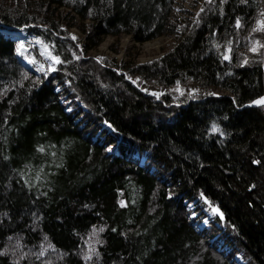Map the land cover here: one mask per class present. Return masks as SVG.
<instances>
[{
	"label": "trees",
	"instance_id": "1",
	"mask_svg": "<svg viewBox=\"0 0 264 264\" xmlns=\"http://www.w3.org/2000/svg\"><path fill=\"white\" fill-rule=\"evenodd\" d=\"M172 3L0 0V264H264V0H204L180 32ZM23 33L62 62L24 66ZM121 33L177 42L124 72L85 56Z\"/></svg>",
	"mask_w": 264,
	"mask_h": 264
},
{
	"label": "rangeland",
	"instance_id": "2",
	"mask_svg": "<svg viewBox=\"0 0 264 264\" xmlns=\"http://www.w3.org/2000/svg\"><path fill=\"white\" fill-rule=\"evenodd\" d=\"M204 0H173L171 19L178 32H180L184 26H190L191 17H193V10L197 9ZM23 32V31H22ZM70 35L73 37L83 36L81 31L75 26H71L69 29ZM177 42L175 34H163L156 36L152 39L145 40L144 42H137L134 38L127 33H121L119 35H106L103 40L94 48L86 52L85 56H92L103 65H112L119 68L124 72L123 68L120 67L122 62L142 63L150 61L152 59L160 57L164 52L170 49ZM81 42H78L80 44ZM23 44V48L17 51L18 46ZM34 46L35 49L40 53V57L36 56L35 51L31 49ZM15 54L20 58V62L28 60V66L31 69H35L38 72H48L49 69H53L55 62L51 59L52 54L48 46L38 37H33L23 33L19 36L18 42L15 48ZM49 53L51 55H49ZM84 53V51H83ZM114 60V62H111ZM25 63V62H24ZM110 63V64H109ZM112 63V64H111ZM41 68L43 70H41ZM130 81L137 82L142 89L150 92L154 95H161L167 92H178L185 94H194L199 91L212 92V88H202L194 82L189 83H175L173 85H164L160 83L148 82L147 80L134 75L128 77ZM195 90V91H194ZM226 92L224 90H215L216 92ZM264 98V95L258 98L256 101ZM194 216V213L191 214ZM207 216H205L201 223L198 224L203 226L207 223Z\"/></svg>",
	"mask_w": 264,
	"mask_h": 264
},
{
	"label": "snow or ice",
	"instance_id": "3",
	"mask_svg": "<svg viewBox=\"0 0 264 264\" xmlns=\"http://www.w3.org/2000/svg\"><path fill=\"white\" fill-rule=\"evenodd\" d=\"M202 11H203V9H202ZM260 25H261V28H260V30H264V21H261L260 22ZM237 26L239 27L240 26V22H239V20H237ZM254 31H255V29H254ZM72 39H76V37L75 36H73L72 37ZM24 46H23V44H21V45H19L18 46V49H17V51H19L20 49H22ZM230 51V50H229ZM251 51H253V52H255V51H257V49L255 48V47H253L252 49H251ZM49 55H51L50 53H49ZM80 57H76V59H79ZM230 57L228 56V55H225L224 56V59L225 60H228ZM51 59L55 62V63H57V64H59V63H61L62 61L60 60V57L59 56H52L51 57ZM245 63H247V61H245ZM41 70H43L42 68H41ZM49 70H54V69H49ZM195 91V90H194ZM154 95H156L155 93H154ZM254 103H257V104H264V98H261L260 100H258V101H254ZM212 131L213 132H217V131H219V129L216 127V125H213V127H212ZM41 151H43V149H41ZM258 163V162H257ZM123 206V205H122ZM213 211L214 212H216V213H219V209L218 208H213ZM221 215H222V213H220ZM103 229H101V231H102ZM95 234V233H94Z\"/></svg>",
	"mask_w": 264,
	"mask_h": 264
},
{
	"label": "bare ground",
	"instance_id": "4",
	"mask_svg": "<svg viewBox=\"0 0 264 264\" xmlns=\"http://www.w3.org/2000/svg\"><path fill=\"white\" fill-rule=\"evenodd\" d=\"M202 4V3H201ZM201 4L200 5H198L197 6V9H195V10H193V17H191V22H190V25L194 22V20H195V18H196V14L201 10ZM174 46H172L171 48H173ZM170 48V49H171ZM24 62L26 63V64H28V60H24ZM107 66H110V67H113L114 68V66H112V65H107ZM115 70H117V71H119V68H117L116 66H115V68H114ZM124 70V69H123ZM195 83V82H194ZM141 88V87H140ZM142 89V88H141ZM143 91H146L145 89H142ZM212 90H221V89H218V88H212ZM146 92H148V91H146ZM148 93H150V92H148ZM216 93H225V92H216ZM155 96H158V95H155Z\"/></svg>",
	"mask_w": 264,
	"mask_h": 264
},
{
	"label": "water",
	"instance_id": "5",
	"mask_svg": "<svg viewBox=\"0 0 264 264\" xmlns=\"http://www.w3.org/2000/svg\"><path fill=\"white\" fill-rule=\"evenodd\" d=\"M21 63L26 66L27 68L31 69V67H29L26 63H24L23 61H21ZM263 66H264V45H263Z\"/></svg>",
	"mask_w": 264,
	"mask_h": 264
},
{
	"label": "built area",
	"instance_id": "6",
	"mask_svg": "<svg viewBox=\"0 0 264 264\" xmlns=\"http://www.w3.org/2000/svg\"><path fill=\"white\" fill-rule=\"evenodd\" d=\"M172 9H173V8H172ZM211 88H212V87H211ZM211 88H210V89H211ZM212 91H215V90H212Z\"/></svg>",
	"mask_w": 264,
	"mask_h": 264
}]
</instances>
